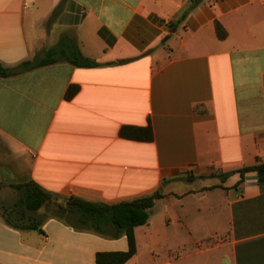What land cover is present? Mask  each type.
<instances>
[{
  "label": "crops",
  "instance_id": "crops-1",
  "mask_svg": "<svg viewBox=\"0 0 264 264\" xmlns=\"http://www.w3.org/2000/svg\"><path fill=\"white\" fill-rule=\"evenodd\" d=\"M75 44L101 65L0 77V142L26 170L18 183L106 204L161 190L125 264H264V180L216 176L264 162V0H0L6 67ZM43 208L35 230L0 207V264H96L129 248Z\"/></svg>",
  "mask_w": 264,
  "mask_h": 264
},
{
  "label": "trees",
  "instance_id": "trees-1",
  "mask_svg": "<svg viewBox=\"0 0 264 264\" xmlns=\"http://www.w3.org/2000/svg\"><path fill=\"white\" fill-rule=\"evenodd\" d=\"M201 0H194V4ZM189 10L185 11L182 18H185ZM218 34L221 37L226 32L218 24ZM167 37L163 39L166 42ZM60 59L72 63L78 67H96L101 63L83 55L78 44L70 50H62L59 47L49 49L45 56L40 59H32L22 62L20 65L10 68L0 62V77L19 75L35 68L58 62ZM79 91L78 85H71L67 90L66 97L72 98ZM123 137L149 141L153 139V132L150 127L125 126L121 129ZM257 172L260 181L264 180V162L252 166H246L236 171L218 174L225 181L233 173L241 175L242 182L247 172ZM18 192L19 198L10 207H3V217L5 220L17 228L40 230V221L36 217V212L43 207L55 204L53 216L61 219L69 226L80 231H92L97 234L118 238L126 235L129 248L126 251H102L96 255V264H125L137 253V240L135 228L148 223L150 209L157 199L164 194L161 190L150 196L137 198L131 201H122L114 204L102 202H92L72 196L65 201H60L58 196L43 188L34 180L24 181L12 185Z\"/></svg>",
  "mask_w": 264,
  "mask_h": 264
},
{
  "label": "rangeland",
  "instance_id": "rangeland-1",
  "mask_svg": "<svg viewBox=\"0 0 264 264\" xmlns=\"http://www.w3.org/2000/svg\"><path fill=\"white\" fill-rule=\"evenodd\" d=\"M17 163L12 157V151L8 146L0 142V207L11 206L18 198V191L12 186L17 184L24 178H19L15 175L16 171H21L23 174L26 170L17 168ZM55 204H51L47 208L41 210V215H53Z\"/></svg>",
  "mask_w": 264,
  "mask_h": 264
}]
</instances>
